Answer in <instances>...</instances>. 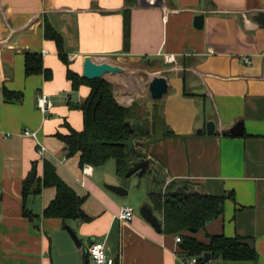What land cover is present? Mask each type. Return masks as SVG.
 <instances>
[{"label": "crops", "instance_id": "0c3cea01", "mask_svg": "<svg viewBox=\"0 0 264 264\" xmlns=\"http://www.w3.org/2000/svg\"><path fill=\"white\" fill-rule=\"evenodd\" d=\"M147 4L148 0H0V264H82L94 241L106 242L116 264H184L178 235L164 232L161 215L155 210L162 223L158 231L140 213L144 203L152 205V175L144 185L127 182V177L112 175L102 166H81L80 154L67 155L56 134L68 133L66 124L83 129V111L75 105L85 101L90 87L73 89L55 41L45 36L46 21L63 36L71 68L81 74L89 55L120 65L124 72L126 63L145 61L153 76L167 78L169 91L160 100L167 126L159 137L162 147L146 152L162 186L167 178L175 182L173 190L183 186L189 192L232 194L224 213L193 236L203 242L209 241L208 234L250 238L258 252L256 261L210 262L264 264V25L255 19L264 11V0ZM199 14L205 15L201 28L195 26ZM27 50L43 55L45 67L53 71L51 79L26 75ZM165 54L175 55L176 62H166ZM107 75L104 79L114 84L121 104L131 105L134 93L145 94L140 80L135 84L121 74ZM4 88L22 92V99L7 101ZM41 93L52 102L48 112L38 108ZM210 121L215 123L213 133L207 131ZM240 121L242 134L225 133ZM27 127L38 132L39 142L46 146L43 154L38 141L23 134ZM45 161L86 198L83 208L91 221L44 216L57 193L55 187L34 192ZM34 167L37 174L30 182ZM29 182L31 193L25 197ZM106 184L122 186L128 193L119 195ZM127 205L135 214L125 222L118 215ZM25 210L35 216H26ZM66 225L75 230L82 246Z\"/></svg>", "mask_w": 264, "mask_h": 264}, {"label": "trees", "instance_id": "16d2710c", "mask_svg": "<svg viewBox=\"0 0 264 264\" xmlns=\"http://www.w3.org/2000/svg\"><path fill=\"white\" fill-rule=\"evenodd\" d=\"M45 36L55 41L60 58L67 66V78L72 82L73 89L77 91L83 85L90 87V93L85 101L75 105L83 111V129L77 130L66 124L69 132L56 134L67 147V155L71 157L80 154L81 166L88 164L100 167L114 159L117 175L122 178H125L129 170L138 162L149 159L150 170L145 174L149 172L155 183L154 188L149 191V199L162 217L164 232L181 236L182 256L198 257L197 264H207L204 262L206 252L212 254V259L256 261L258 252L250 238L239 235L228 237L223 233L208 234L209 241L203 242L193 236L194 229L199 231L205 228L224 213L225 201L232 194L189 192L183 186L177 190H173L170 186L168 191L163 192L162 180L159 171L153 167L152 158H148V153L142 152L137 146L141 138L152 136L153 132L143 130L139 123H131V119L136 115V102L129 106L121 104L115 97L112 82L104 78L90 80L71 68V61L64 50L63 36L49 21L45 23ZM25 72L27 76L44 74L46 79H51L53 76V71L45 67L43 55L36 51L25 52ZM4 95L7 101H20L23 97L22 92L11 91L8 88H4ZM153 106L156 110L159 108V103L153 101ZM126 122H130L135 130V152H130L127 146L119 143L130 136L125 127ZM160 123L162 128L167 127L164 119ZM157 124L155 116L153 127L156 128ZM31 185L30 182L25 184V197L31 193ZM45 187H55L57 191L55 199L43 212L46 218H59L64 222L91 221L92 217L83 208L86 198L78 195L58 175L56 167L49 161L44 162V174L34 192L40 193ZM25 215L31 218L35 216L29 210H25Z\"/></svg>", "mask_w": 264, "mask_h": 264}, {"label": "water", "instance_id": "95a60500", "mask_svg": "<svg viewBox=\"0 0 264 264\" xmlns=\"http://www.w3.org/2000/svg\"><path fill=\"white\" fill-rule=\"evenodd\" d=\"M147 5L151 6V4H147ZM204 19H205L204 14H199L198 16H196L195 26L197 28L203 27ZM255 19L257 22L264 25V11L258 12L255 16ZM118 72H124V68L121 67L120 65H116L108 61L96 62L94 58L89 55L86 56L83 63V76L90 80L105 78L107 74H116ZM149 89L153 100L162 99L169 91V83L167 78L162 75H155L149 83ZM125 127L128 133L130 134V136L128 137L127 140L119 143L127 146L130 152H135V130L133 129L130 122H126ZM243 128H244V122L240 121L236 124V126L231 128L229 131H226L225 133L240 135L243 133ZM207 131L209 133H213L215 131V123L213 121L208 122ZM149 170H150V160L144 159L143 161L138 162L131 170H129V172L126 174V177L129 178L136 173H138L141 176ZM36 174H37V168L34 167L29 177L30 182H34ZM106 187L119 195L128 193L127 189H125L122 186L106 184ZM140 213L158 231H162V223L158 215L155 213V208L153 205L147 202L144 203L140 208ZM64 228L70 233L71 237L73 238L77 246H82V242L80 241L75 230L69 225H66ZM193 231L197 232V229H194ZM211 259H212V254L206 252L204 254V262L209 263ZM89 262H90L89 252L86 251L85 264H89Z\"/></svg>", "mask_w": 264, "mask_h": 264}, {"label": "rangeland", "instance_id": "374dc122", "mask_svg": "<svg viewBox=\"0 0 264 264\" xmlns=\"http://www.w3.org/2000/svg\"><path fill=\"white\" fill-rule=\"evenodd\" d=\"M96 61V60H95ZM96 62H101L99 59ZM103 62V61H102ZM126 71L125 72H119L117 74H121L122 78H131L133 80V83L137 82L139 86L144 88V95L143 96H137V93H134V101L136 102V115L131 119V123L133 124H140L143 130H149L153 132L152 136H146L140 139L138 149L142 150V152H158V149L161 146V141L159 140L160 134L162 133V126L160 121L163 119V109H161V99L153 100L151 96V92L149 89L148 82L150 81V78L154 77L153 73L151 74V66L144 62H138V63H126ZM151 78V79H152ZM153 101H157L159 103V108L154 109ZM157 117V126L156 128L153 127L154 123V117ZM149 158V156H148ZM103 169H105L108 173L110 172L112 175L116 174V166H115V160L111 159L109 160L105 165L102 166ZM154 169H157V166L154 167ZM150 173L144 175V177H138L136 174L132 175L131 177L127 178V182L129 181H141V185H144L148 178H150ZM170 186L174 187L175 182L171 179H165L164 185L162 186L163 192L168 191ZM82 264H85V258L82 260ZM89 264H93V262L90 260ZM208 264H217V262L214 260Z\"/></svg>", "mask_w": 264, "mask_h": 264}, {"label": "built area", "instance_id": "2783aa9c", "mask_svg": "<svg viewBox=\"0 0 264 264\" xmlns=\"http://www.w3.org/2000/svg\"><path fill=\"white\" fill-rule=\"evenodd\" d=\"M148 1L151 5H157V3L159 2V0H148ZM164 57H165V61L168 63L176 62V57L173 54H165ZM245 61L247 63H251V60L249 58H245ZM37 102H38V108L43 112H48L52 107V102L48 94L46 93H41L38 96ZM23 134L25 136L32 137L36 141H38V145H39L38 150L40 154H43L46 151V146H44L38 140L37 131H33L27 127L25 128ZM134 214H135L134 208L132 206L127 205L121 209L118 215V218L121 221L126 222V221H130L134 217ZM177 241L178 242L181 241L180 235L177 236ZM88 252H89L90 259L92 260L94 264H116L117 263V259L109 253L106 242L104 241H94L90 245ZM198 261H199L198 257H183L184 264H197Z\"/></svg>", "mask_w": 264, "mask_h": 264}, {"label": "bare ground", "instance_id": "6f19581e", "mask_svg": "<svg viewBox=\"0 0 264 264\" xmlns=\"http://www.w3.org/2000/svg\"><path fill=\"white\" fill-rule=\"evenodd\" d=\"M117 75H118V74H117ZM107 77H108V75H107ZM107 77H106V78H107Z\"/></svg>", "mask_w": 264, "mask_h": 264}]
</instances>
